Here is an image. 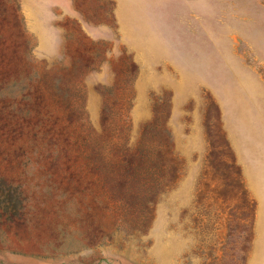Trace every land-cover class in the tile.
I'll list each match as a JSON object with an SVG mask.
<instances>
[{"label":"rangeland","instance_id":"obj_1","mask_svg":"<svg viewBox=\"0 0 264 264\" xmlns=\"http://www.w3.org/2000/svg\"><path fill=\"white\" fill-rule=\"evenodd\" d=\"M0 264H264V0H0Z\"/></svg>","mask_w":264,"mask_h":264}]
</instances>
